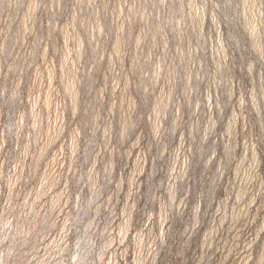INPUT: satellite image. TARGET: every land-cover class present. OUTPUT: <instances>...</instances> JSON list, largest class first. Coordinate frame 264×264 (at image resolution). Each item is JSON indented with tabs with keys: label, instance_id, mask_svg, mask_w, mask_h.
Instances as JSON below:
<instances>
[{
	"label": "rangeland",
	"instance_id": "1",
	"mask_svg": "<svg viewBox=\"0 0 264 264\" xmlns=\"http://www.w3.org/2000/svg\"><path fill=\"white\" fill-rule=\"evenodd\" d=\"M0 264H264V0H0Z\"/></svg>",
	"mask_w": 264,
	"mask_h": 264
}]
</instances>
